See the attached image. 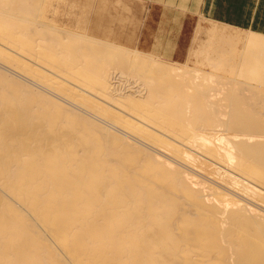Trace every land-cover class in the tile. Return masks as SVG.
<instances>
[{"label": "bare ground", "instance_id": "6f19581e", "mask_svg": "<svg viewBox=\"0 0 264 264\" xmlns=\"http://www.w3.org/2000/svg\"><path fill=\"white\" fill-rule=\"evenodd\" d=\"M44 7L0 0V67L18 75L0 69V264H264L261 85L130 62ZM112 69L136 94L118 98ZM194 159L256 210L185 173Z\"/></svg>", "mask_w": 264, "mask_h": 264}, {"label": "rangeland", "instance_id": "374dc122", "mask_svg": "<svg viewBox=\"0 0 264 264\" xmlns=\"http://www.w3.org/2000/svg\"><path fill=\"white\" fill-rule=\"evenodd\" d=\"M43 4H45V7L39 18L40 21L43 20L47 25L55 26L56 29L69 32L85 40L95 41L114 48L117 47L116 49L126 53L130 62H132L134 58H137V60H154L160 62L162 65L173 67L177 71L179 69L180 72L181 70L182 72L188 71V75L186 72L184 73V77L186 78L191 76L192 73V75H194L195 72L214 80L215 78H217L218 81L219 79H223L224 83H234L233 85L236 84V86L252 81L253 85L259 83L261 85L259 90L264 92V60H262L264 59V39L260 37L243 34L246 32L241 30L228 31L221 27L213 26L204 31L207 41L195 50L201 52V54L198 56H191L188 52H190L191 47L195 44L193 41L194 36L197 35L201 39L205 38L201 32L196 34V32H192V30L197 24L208 26L209 23L201 18L196 20L195 17L190 16V23L185 26L186 30L180 34L179 32H151V29L155 28V26H151V19H155V14L151 16V9L149 7V4H151L150 0H43ZM165 19L172 20L176 19V17L170 12H167V17ZM165 45H167L168 48H166ZM196 60H199L198 63L201 62V64H196ZM8 68V65L4 68L0 67L3 71L7 70L6 72L9 75L14 74V76H18L12 69L10 70V68ZM113 70L114 69H112V71ZM114 71L115 73L113 72L114 74L111 75L110 79L113 82V88H116L115 90L117 92L114 91L118 94V98L122 94H136L134 91H137V88L132 83V79H135L130 77L128 81H124L125 79L119 74L120 71ZM246 78L249 79V81L244 82ZM57 80L59 79L57 78ZM256 84L254 86H256ZM58 93L55 94L59 95L56 97L62 99V94ZM134 97L135 99L137 98V96ZM91 98L96 102L100 101V99L94 96ZM102 98L109 101L106 97ZM75 107L76 109L78 107V110L81 109L89 117L93 115L87 110L90 107L88 104H78L75 105ZM92 117H96L95 119H97L99 116L94 115ZM105 119L106 118L99 117L98 120L100 123L101 121L103 122V124L101 123L102 125L111 130L113 129L112 131L118 133L122 132L123 134H121L127 140L129 139V141L140 145V140L137 138L136 140L132 134L125 131L126 134L128 133V138L126 134L124 135V129L121 125L115 122L110 123L111 121ZM110 125L114 126L111 127ZM152 145L153 147H158L151 143V146ZM148 151L153 152L152 147ZM156 151L157 150H154L153 153L156 154L159 152V150ZM165 151L166 153H164ZM161 152L160 150L156 155L158 156ZM167 152L169 151L164 149L163 153L160 154L161 156L159 155L158 157H162L164 154L162 158L166 159ZM198 160L194 159L188 161L192 170L189 168V171L185 168L186 171L184 170V172H188L187 174L192 177L196 172L197 175L199 174V177L196 175L194 177L195 179L201 177L202 181L201 178L197 180L201 182L205 181L203 183H207L206 186L208 188L212 186V189L215 188V190L221 192L230 202L233 200L234 202L232 203H236L235 201H237V203L240 204H247V206L250 205L251 208L256 210L257 206H259L256 205V202H258L256 199L252 198L254 202L251 200L248 202V199L245 198L246 195H243L239 187L236 185H234L235 187L228 186L229 183L227 184V182L229 179L224 177L223 172L218 173L217 166L213 165L214 167L211 166V170H207L204 166V162L200 159ZM168 161L171 162L170 159ZM228 193H230V195ZM231 198L232 200H230ZM256 211L264 214V210L261 211L259 207Z\"/></svg>", "mask_w": 264, "mask_h": 264}, {"label": "crops", "instance_id": "0c3cea01", "mask_svg": "<svg viewBox=\"0 0 264 264\" xmlns=\"http://www.w3.org/2000/svg\"><path fill=\"white\" fill-rule=\"evenodd\" d=\"M150 2L151 16L155 14V19H151V26L155 28L151 29V32H179L180 34L190 23V16L195 17L196 20L201 18L209 23L208 26L197 24L192 30L196 34L201 32L205 38L194 36L195 44L188 52L191 56L201 54L195 50L207 41L204 31L213 26L228 31L241 30L246 32L243 34L264 39V0H150ZM167 12L176 19L166 20ZM165 47L168 48L167 45ZM198 61L196 60L195 63L200 65L201 62L198 63Z\"/></svg>", "mask_w": 264, "mask_h": 264}]
</instances>
